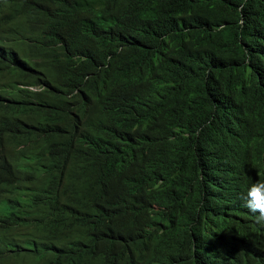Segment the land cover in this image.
Listing matches in <instances>:
<instances>
[{
	"label": "trees",
	"instance_id": "obj_1",
	"mask_svg": "<svg viewBox=\"0 0 264 264\" xmlns=\"http://www.w3.org/2000/svg\"><path fill=\"white\" fill-rule=\"evenodd\" d=\"M264 0H0V264H264Z\"/></svg>",
	"mask_w": 264,
	"mask_h": 264
},
{
	"label": "clouds",
	"instance_id": "obj_2",
	"mask_svg": "<svg viewBox=\"0 0 264 264\" xmlns=\"http://www.w3.org/2000/svg\"><path fill=\"white\" fill-rule=\"evenodd\" d=\"M246 206L253 213H259L257 222L264 221V182H255L249 188Z\"/></svg>",
	"mask_w": 264,
	"mask_h": 264
}]
</instances>
